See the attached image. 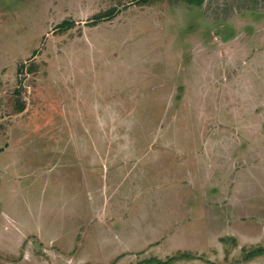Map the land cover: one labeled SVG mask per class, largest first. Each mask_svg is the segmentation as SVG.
Segmentation results:
<instances>
[{"label": "rangeland", "instance_id": "374dc122", "mask_svg": "<svg viewBox=\"0 0 264 264\" xmlns=\"http://www.w3.org/2000/svg\"><path fill=\"white\" fill-rule=\"evenodd\" d=\"M197 1L0 0V264H264V0Z\"/></svg>", "mask_w": 264, "mask_h": 264}, {"label": "trees", "instance_id": "16d2710c", "mask_svg": "<svg viewBox=\"0 0 264 264\" xmlns=\"http://www.w3.org/2000/svg\"><path fill=\"white\" fill-rule=\"evenodd\" d=\"M143 1H155V0H143ZM197 1V0H196ZM198 3H200V1H197ZM115 12V9L112 8L109 12H108V15L111 16L113 15ZM68 25V23H66V21H63L62 23L59 24V26H66ZM22 70V69H21ZM262 253V248H256V249H253L251 251H249L248 253V256L249 257H253V256H256V255H260ZM184 257H188V255H185ZM190 257V256H189ZM192 257V256H191ZM193 258V257H192ZM176 259V257H174L172 260Z\"/></svg>", "mask_w": 264, "mask_h": 264}, {"label": "crops", "instance_id": "0c3cea01", "mask_svg": "<svg viewBox=\"0 0 264 264\" xmlns=\"http://www.w3.org/2000/svg\"><path fill=\"white\" fill-rule=\"evenodd\" d=\"M124 252V251H123Z\"/></svg>", "mask_w": 264, "mask_h": 264}]
</instances>
